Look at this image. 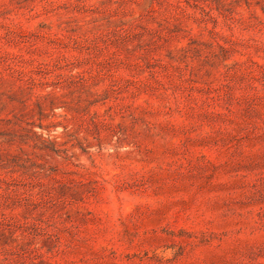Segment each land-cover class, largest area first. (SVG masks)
Here are the masks:
<instances>
[{"label":"rangeland","instance_id":"obj_1","mask_svg":"<svg viewBox=\"0 0 264 264\" xmlns=\"http://www.w3.org/2000/svg\"><path fill=\"white\" fill-rule=\"evenodd\" d=\"M0 264H264V0H0Z\"/></svg>","mask_w":264,"mask_h":264}]
</instances>
